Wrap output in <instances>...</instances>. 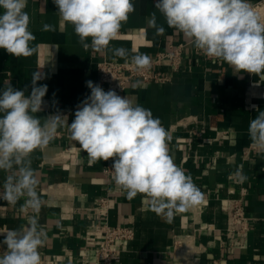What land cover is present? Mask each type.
<instances>
[{
  "label": "crops",
  "instance_id": "crops-1",
  "mask_svg": "<svg viewBox=\"0 0 264 264\" xmlns=\"http://www.w3.org/2000/svg\"><path fill=\"white\" fill-rule=\"evenodd\" d=\"M132 3L135 11L109 49L124 48L129 58L140 53L152 58L169 44L184 43V60L176 72L166 62L157 67L170 75L168 81L133 80L118 95L127 96L159 118L171 136L168 149L175 164L191 175L204 198L166 221L150 210L146 197L128 199L106 177L103 168L112 165L111 159L90 165L87 153L71 139L67 128L61 127L43 150L37 149L29 157L43 201L38 220L46 238L40 250L59 264H97L95 247L100 237L93 228L94 223H103L96 206L97 199L106 196L107 223L130 224L134 230L133 239L122 243L118 264H264V153L250 150L243 157L253 144L249 122L264 111V73H237L220 59H204L191 41L168 27L155 8L157 0ZM25 11L30 16L29 30L35 36L31 45L36 51L17 58L0 49V91L10 83L28 95L33 74L38 73L42 78L37 86L47 85V93L42 111L35 115L43 123L47 116L60 114L71 124L90 95L86 81L103 88L97 79V61L125 59L113 56L111 50H85L73 26L61 20L53 0H27ZM153 13L155 28L149 26ZM44 24L52 25L53 30L44 31ZM159 27L164 28L161 35H157ZM252 87L257 93L249 95ZM237 169L247 177L241 184L234 182L239 177H230ZM5 177L0 171V190ZM239 185L247 189L243 203L250 229L245 242L233 245L228 252L227 198L238 196ZM23 204L24 198L15 204L0 199V233L28 226L35 213L22 209ZM174 235L182 238L187 250H172ZM3 240L0 235V252L6 250Z\"/></svg>",
  "mask_w": 264,
  "mask_h": 264
},
{
  "label": "clouds",
  "instance_id": "clouds-1",
  "mask_svg": "<svg viewBox=\"0 0 264 264\" xmlns=\"http://www.w3.org/2000/svg\"><path fill=\"white\" fill-rule=\"evenodd\" d=\"M53 3L61 20L73 26L85 50H111L113 56L130 60L137 70L150 69L147 54L129 58L124 48L109 49L122 24L135 11L132 0ZM26 7L27 0H0V49L17 58L36 51L31 45L35 36L29 30ZM155 8L168 27L182 33L206 56L226 62L237 73H264V21L249 0H157ZM154 16L149 26L155 28ZM43 30H53V26L44 24ZM163 32V27L157 28V35ZM41 78L33 74L28 95L10 83L0 91V171L6 173L0 199L15 204L24 198L22 209L30 208L35 213L28 226L0 233L6 245L0 252V264H41L39 249L46 233L39 225L38 213L43 201L36 190L39 179L29 157L33 151L43 150L61 127H66L71 139L87 153L90 165L111 159L117 188L128 199L146 197L150 210L162 219L170 221L175 214L202 202L203 192L191 175L175 164L168 149L171 136L150 109L114 90L104 91L89 80L86 85L90 95L78 107L71 124L60 114L47 116L42 123L35 115L42 111L47 93V85L37 86ZM248 134L258 152L264 153V111L249 122ZM234 175L241 181L247 179L241 169Z\"/></svg>",
  "mask_w": 264,
  "mask_h": 264
},
{
  "label": "built area",
  "instance_id": "built-area-1",
  "mask_svg": "<svg viewBox=\"0 0 264 264\" xmlns=\"http://www.w3.org/2000/svg\"><path fill=\"white\" fill-rule=\"evenodd\" d=\"M264 0H258L252 4L253 8L258 7ZM262 21L264 17L260 16ZM184 43L169 44L155 53L151 58V67L147 70H137L136 67L129 61H116L113 59L103 58L96 63L98 72L97 79L103 85L104 91L114 90L117 94L124 91L126 86L133 80L144 83H163L170 79L169 74H163L157 67L166 62L172 72L178 71L184 60ZM204 59H213L208 57L200 50L196 49ZM258 151L252 144L250 149L243 153V157H247L249 151ZM103 172L107 178L114 181L113 171L110 165L103 168ZM230 177H235L234 174ZM236 184H241L240 178L234 181ZM232 193L235 189L231 190ZM238 196L227 198V217L226 231L230 237V246L228 252L232 251L233 245H242L248 235L250 229L249 218L246 215L244 208V198L247 195V189L243 185L238 187ZM109 204L108 197H100L97 199V215L103 223L95 224L93 231L100 239L95 247V260L97 264H118L120 262L121 253L123 251V241L131 240L134 237V230L130 224L126 225H109L107 223V212ZM211 229V226L208 225ZM186 247L183 245V240L180 236L174 235L172 250L184 251ZM187 250V249H186ZM41 255V264H59L54 261L49 255Z\"/></svg>",
  "mask_w": 264,
  "mask_h": 264
},
{
  "label": "bare ground",
  "instance_id": "bare-ground-1",
  "mask_svg": "<svg viewBox=\"0 0 264 264\" xmlns=\"http://www.w3.org/2000/svg\"><path fill=\"white\" fill-rule=\"evenodd\" d=\"M254 10L260 15V16H262V17H264V2H262V4H260V5H258V7H254ZM251 87V86H250ZM249 87V88H250ZM248 88V89H249ZM257 91V89L255 88V87H252L251 89H250V91H249V95H252V94H255V93H257L256 92ZM259 91V90H258ZM259 94H260V92H259Z\"/></svg>",
  "mask_w": 264,
  "mask_h": 264
}]
</instances>
